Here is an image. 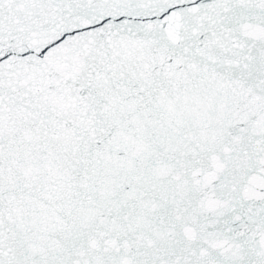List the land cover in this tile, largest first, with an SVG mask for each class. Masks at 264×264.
<instances>
[{"label":"snow or ice","instance_id":"snow-or-ice-1","mask_svg":"<svg viewBox=\"0 0 264 264\" xmlns=\"http://www.w3.org/2000/svg\"><path fill=\"white\" fill-rule=\"evenodd\" d=\"M0 264H264V0H0Z\"/></svg>","mask_w":264,"mask_h":264}]
</instances>
